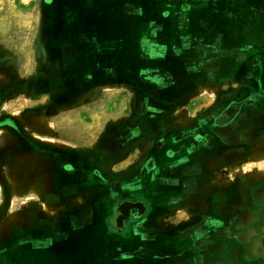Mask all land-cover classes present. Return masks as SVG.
I'll list each match as a JSON object with an SVG mask.
<instances>
[{
	"label": "crops",
	"instance_id": "1",
	"mask_svg": "<svg viewBox=\"0 0 264 264\" xmlns=\"http://www.w3.org/2000/svg\"><path fill=\"white\" fill-rule=\"evenodd\" d=\"M220 3L225 7L219 9L213 1L207 9L192 2L183 8L166 7L162 25L152 18L143 28L133 29L134 58L143 67L137 82L121 86L130 92L131 102L123 100V89L113 78L102 77L105 90H118V97L98 105L96 111L80 110L68 124L82 128L76 130L80 145L60 147L59 140L51 138L41 143L51 152L48 165L10 167L4 210L16 204L17 196L34 192L40 201L30 204L34 209L30 220L39 225L53 222L55 212L53 208L42 212L41 196L47 195V204L56 206V196L63 191L59 178L64 175V185L78 193L74 202L82 207L75 219L84 223L113 201L118 206L113 220L130 219L137 229L153 227L160 210H167L169 218L192 206L199 210L241 206L253 208L257 218L235 216L233 225L224 229L239 227L236 236L247 233L245 239L262 237L264 0ZM111 42L121 48V40ZM142 42L148 45L146 53L139 49ZM60 149L76 158L62 174L52 155ZM144 191L150 195L144 196ZM28 211L23 207L10 216L26 221ZM219 214L211 215L210 222L219 220ZM103 217L108 220L110 214ZM197 224L185 223L183 229L199 230Z\"/></svg>",
	"mask_w": 264,
	"mask_h": 264
},
{
	"label": "rangeland",
	"instance_id": "2",
	"mask_svg": "<svg viewBox=\"0 0 264 264\" xmlns=\"http://www.w3.org/2000/svg\"><path fill=\"white\" fill-rule=\"evenodd\" d=\"M212 1L219 9L225 7L221 0H0V264H264V235L245 239L247 233L236 236L239 227L224 229L233 225L235 216L257 218L249 207L192 206L172 218L160 210L153 227L137 229L113 220L118 208L113 201L92 214L83 228L88 221L75 219L82 209L75 204L78 193L64 185V175L56 206L50 207L47 195L41 196L42 212H55L53 222L39 225L29 218L34 214L30 204L40 201L34 192L21 196L22 203L17 196L8 210L3 206L10 167L48 165L51 152L41 143L51 138L59 140L60 147L80 145L76 130L82 128L68 124L80 110L96 111L118 97V90H105L102 77L113 78L123 89V100L131 102L130 92L121 86L137 82L143 67L134 58L133 29L143 28L152 18L162 25L166 7L183 8L192 2L206 8ZM109 40H121V48ZM140 45L144 53L149 50L145 42ZM87 113L84 118L90 121ZM52 155L60 174L76 161L66 149ZM23 207L31 210L28 220L11 218V211ZM105 213L110 214L108 220L112 216L110 223ZM213 214H219V220L212 223ZM185 223L201 228L184 230Z\"/></svg>",
	"mask_w": 264,
	"mask_h": 264
},
{
	"label": "flooded vegetation",
	"instance_id": "3",
	"mask_svg": "<svg viewBox=\"0 0 264 264\" xmlns=\"http://www.w3.org/2000/svg\"><path fill=\"white\" fill-rule=\"evenodd\" d=\"M131 219H132V218H131ZM129 221H130V219H128V221L123 220L121 223H123L124 226H126L127 224H130L131 221H130V222H129Z\"/></svg>",
	"mask_w": 264,
	"mask_h": 264
}]
</instances>
